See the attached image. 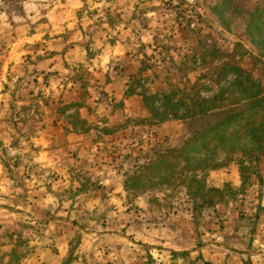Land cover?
<instances>
[{
  "label": "rangeland",
  "instance_id": "374dc122",
  "mask_svg": "<svg viewBox=\"0 0 264 264\" xmlns=\"http://www.w3.org/2000/svg\"><path fill=\"white\" fill-rule=\"evenodd\" d=\"M66 1L0 0V206L14 214L0 226V264H253L233 247L251 243L264 215V151L228 147L264 118L193 143L201 124L158 123L151 109L181 90L210 98L232 81L215 82L225 65L264 88V0H120L122 16L97 5L114 0ZM73 29L82 60L55 102L33 66ZM118 36L125 55L97 57ZM61 180L74 207L63 242L56 200L53 213L37 201L60 194ZM201 187L220 191L209 207L193 196Z\"/></svg>",
  "mask_w": 264,
  "mask_h": 264
},
{
  "label": "trees",
  "instance_id": "16d2710c",
  "mask_svg": "<svg viewBox=\"0 0 264 264\" xmlns=\"http://www.w3.org/2000/svg\"><path fill=\"white\" fill-rule=\"evenodd\" d=\"M229 76L232 81L223 87H219L210 98L202 99L186 90L177 91L163 97L162 113L159 114L151 109V114L158 123L171 119L201 124L202 128L195 131L193 137L188 140V142L193 143L206 135L217 134L221 129L242 120L250 113L264 118V88L253 81L239 67L230 65L219 68L217 75H215V82ZM131 94L133 92H127V95ZM142 98L146 103L147 97L142 96ZM213 111L215 113L210 115L209 113ZM209 116H213L215 121L205 122L204 120H207ZM238 134L237 132L233 136L236 137ZM217 139L219 142H223V135L218 134ZM240 141L245 142V145L251 149H263L264 151V119L255 127H247V133H244L241 138L236 140L231 138V145L228 149H234ZM195 178L193 182L198 184L199 180L197 181V177ZM242 178L244 183L246 180L244 174ZM217 194H220L218 189L205 190L204 187H201L198 192L193 193V196H198L202 200L201 205L209 207L213 202L212 196ZM185 254L171 252L172 256Z\"/></svg>",
  "mask_w": 264,
  "mask_h": 264
},
{
  "label": "crops",
  "instance_id": "0c3cea01",
  "mask_svg": "<svg viewBox=\"0 0 264 264\" xmlns=\"http://www.w3.org/2000/svg\"><path fill=\"white\" fill-rule=\"evenodd\" d=\"M89 2V0H68L66 1L67 7L69 9L75 8L79 9L82 7L83 3ZM104 2L99 3L97 5L100 6L101 10H104L105 12H112V14L116 13L117 15H121V13L125 12L124 5L125 3H121L120 0H114L113 5L105 4ZM120 8H119V7ZM121 7L123 9H121ZM109 8V9H108ZM111 14V13H110ZM103 33V32H102ZM104 35L106 33H103ZM118 40L114 44V46H108L104 45L103 49H99V53L97 54V57H104L107 56L108 58H121L122 55H125V49H123L124 41L128 39H121L120 36L117 37ZM80 40L82 41V32L79 30H72L71 32H68L64 38H56L55 40H52L49 43V46L47 48L48 53H46L42 59L38 60L37 63L34 64L33 68L36 70L35 76L40 77V79L45 81V88L46 95L51 97V100L57 99L55 102H58L59 100H64L69 96L67 90L64 92V83L62 82V74L66 71L68 68L67 66H70V68L75 67L78 63L82 60V47L80 46ZM130 42H134L132 37L129 39ZM102 46V45H101ZM77 56V57H76ZM28 77V75L26 74ZM8 129V128H7ZM2 130V127L0 128ZM6 130V125L5 129ZM5 137L7 140L11 139L13 136L8 132L5 131ZM46 134L44 135V137ZM59 186V185H58ZM67 189V186L63 183L61 180V187L59 188L60 194H48V192H42V196L37 198L38 200H41L43 203H45L46 209L53 213V209H49L48 204L52 203L56 200V203L59 207V210L61 209V213L58 212L56 216L65 217L64 219L61 218V242L66 240L68 238V234H64V226H67V223L72 225V222L66 220V216H69V214L73 213V206L71 207V203H69V208L65 210L67 207L66 201L68 202L67 198L64 196L65 190ZM45 198V200H43ZM60 201H61V208H60ZM47 203V204H46ZM45 205H39L41 208H34L36 211V214L39 212L43 214V217L47 214V212L44 210ZM57 207V211H58ZM41 210V211H40ZM55 210V211H56ZM13 213L9 209L2 208L0 206V226L3 224L11 223V220L8 221L7 218H12ZM39 215V214H38ZM41 217V216H39ZM37 217V218H39ZM239 247H233L237 250L238 253H248L250 255L251 261L253 264H264V215L259 216L256 224H255V232L253 234V239L251 243L249 244L246 242L245 239L242 237L239 238ZM226 246V245H225ZM228 246L225 248L223 247V251H227ZM231 248V247H230ZM240 254V255H242ZM61 256L62 253H61ZM27 264H42V262L37 259H31Z\"/></svg>",
  "mask_w": 264,
  "mask_h": 264
}]
</instances>
